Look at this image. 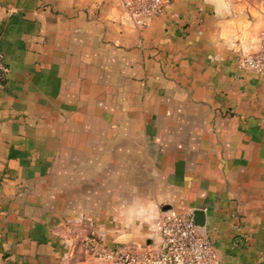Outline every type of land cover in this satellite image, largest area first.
Here are the masks:
<instances>
[{
    "label": "crops",
    "instance_id": "1",
    "mask_svg": "<svg viewBox=\"0 0 264 264\" xmlns=\"http://www.w3.org/2000/svg\"><path fill=\"white\" fill-rule=\"evenodd\" d=\"M237 0H0V264H104L201 211L218 264H264V71ZM193 216V215H192Z\"/></svg>",
    "mask_w": 264,
    "mask_h": 264
},
{
    "label": "built area",
    "instance_id": "2",
    "mask_svg": "<svg viewBox=\"0 0 264 264\" xmlns=\"http://www.w3.org/2000/svg\"><path fill=\"white\" fill-rule=\"evenodd\" d=\"M124 11L139 23L162 12L169 0H119ZM264 36V34H263ZM264 43V37H262ZM244 70L264 71V45L256 53L240 57ZM5 66L0 55V76ZM191 214L169 212L160 226L161 245L145 244L137 248L105 247L94 235L82 240L83 248L104 264H218L210 241L199 232Z\"/></svg>",
    "mask_w": 264,
    "mask_h": 264
},
{
    "label": "rangeland",
    "instance_id": "3",
    "mask_svg": "<svg viewBox=\"0 0 264 264\" xmlns=\"http://www.w3.org/2000/svg\"><path fill=\"white\" fill-rule=\"evenodd\" d=\"M237 1H241L244 2V4L246 6H248V8L251 10V15L253 16V18H255L256 16L260 17V21L262 24H255L254 29L258 32V48L255 50H245L242 54H248V53H256L258 51H260L263 48V39L262 37L264 34V0H237ZM83 239V238H82Z\"/></svg>",
    "mask_w": 264,
    "mask_h": 264
},
{
    "label": "water",
    "instance_id": "4",
    "mask_svg": "<svg viewBox=\"0 0 264 264\" xmlns=\"http://www.w3.org/2000/svg\"><path fill=\"white\" fill-rule=\"evenodd\" d=\"M193 215V220H194V223L197 225V226H203V219L201 217V211L200 210H196L192 213Z\"/></svg>",
    "mask_w": 264,
    "mask_h": 264
}]
</instances>
